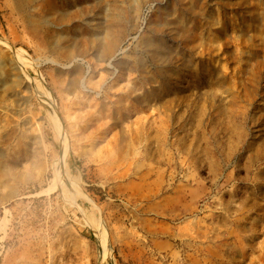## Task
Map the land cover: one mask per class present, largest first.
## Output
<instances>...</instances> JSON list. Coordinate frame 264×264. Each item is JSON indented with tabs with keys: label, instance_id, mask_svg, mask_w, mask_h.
<instances>
[{
	"label": "rangeland",
	"instance_id": "374dc122",
	"mask_svg": "<svg viewBox=\"0 0 264 264\" xmlns=\"http://www.w3.org/2000/svg\"><path fill=\"white\" fill-rule=\"evenodd\" d=\"M0 264H264V0H0Z\"/></svg>",
	"mask_w": 264,
	"mask_h": 264
},
{
	"label": "bare ground",
	"instance_id": "6f19581e",
	"mask_svg": "<svg viewBox=\"0 0 264 264\" xmlns=\"http://www.w3.org/2000/svg\"><path fill=\"white\" fill-rule=\"evenodd\" d=\"M55 25V24H54ZM24 58V57H23Z\"/></svg>",
	"mask_w": 264,
	"mask_h": 264
}]
</instances>
